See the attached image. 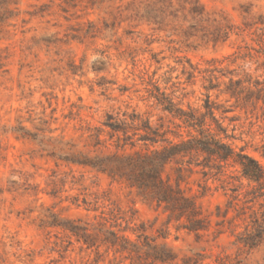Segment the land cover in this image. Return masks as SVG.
Segmentation results:
<instances>
[{
	"label": "rangeland",
	"instance_id": "1",
	"mask_svg": "<svg viewBox=\"0 0 264 264\" xmlns=\"http://www.w3.org/2000/svg\"><path fill=\"white\" fill-rule=\"evenodd\" d=\"M156 1L9 0L10 13L0 18V264H130L43 226L50 213L92 225L117 219L132 240L147 236L171 249L170 264H264V181L244 177L232 160L182 154L167 162L163 178L178 183L205 219L204 230L191 231L186 218H170L125 184L52 156L66 149L58 141L90 155L120 151L103 127L107 114L136 113L138 126L148 122L161 134L127 152L179 143L187 130L151 93L202 113L210 95L226 141L264 169L263 102L238 104L220 95L228 78L213 81L210 92L204 79L214 60L235 80L264 82L256 42L264 26L246 27L264 19V0H199L208 16L236 27L216 46L194 36L193 21L151 22Z\"/></svg>",
	"mask_w": 264,
	"mask_h": 264
},
{
	"label": "trees",
	"instance_id": "2",
	"mask_svg": "<svg viewBox=\"0 0 264 264\" xmlns=\"http://www.w3.org/2000/svg\"><path fill=\"white\" fill-rule=\"evenodd\" d=\"M8 5L9 0H0V18L10 13ZM154 5L157 7L158 15L153 17L151 22L163 25L170 18L193 21L195 24L189 30H194V36L205 44L212 43L216 46L223 43L236 29L226 19L219 20L208 16L199 0H157ZM258 25L264 26V19L260 18L246 27ZM256 42L261 47L257 53L263 58L264 65V33L259 35ZM217 63L219 61H211L213 68L205 71L208 74L204 77L205 81H209V87H205L208 92L218 88L213 81L228 78L229 83L226 84L224 91H220V95L224 94L245 106L257 105L260 101L264 104V82L250 75L235 80L231 74L225 75L223 70L216 66ZM217 73L220 75L217 76ZM156 90L159 92V89ZM150 96L157 100L165 112L180 121L188 133L186 140L179 143L169 142L167 146L153 151L127 152L125 147L128 145L135 147L137 142L155 144L161 134L148 122L142 121L143 125L138 126L137 122L141 117L136 113L128 117L124 115V119H121L120 115L107 114L103 127L108 130L110 140L117 138V148L122 151L90 155L76 150L73 144L55 139L54 141H58L66 149H59V152H53L52 156L66 164L105 174L113 181L125 184L145 203L163 207L170 218L177 220L186 218L189 230H204L205 219L194 199L187 196L178 183L172 184L163 178L167 162L182 154L205 155L210 161L232 160L241 168L244 177L257 183L264 181V169L253 156L246 153L245 148L237 151L233 144L226 141L231 137L227 135V129L216 116L220 105L212 101L210 95L207 96L204 113L191 107L185 110L164 93H151ZM22 130L24 132L25 129L21 128ZM96 132L98 144H105L106 142L100 139L105 131L98 129ZM44 141L45 138H42L40 143L44 145ZM117 221L115 219L114 223H110L104 219L97 225H92L82 220L63 219L57 214L50 213L47 219L43 220V226L60 228L89 249L99 250L101 246H105L107 252L113 251L123 260L130 261V264H170L176 261V255L166 245H158L154 241L148 243L147 236L143 238L138 236V240L134 241L124 234L127 229H121Z\"/></svg>",
	"mask_w": 264,
	"mask_h": 264
}]
</instances>
